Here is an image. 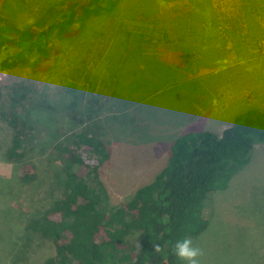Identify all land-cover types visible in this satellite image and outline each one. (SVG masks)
Wrapping results in <instances>:
<instances>
[{"label":"rangeland","instance_id":"1","mask_svg":"<svg viewBox=\"0 0 264 264\" xmlns=\"http://www.w3.org/2000/svg\"><path fill=\"white\" fill-rule=\"evenodd\" d=\"M63 1L0 0V15L20 28L35 26L45 14L57 16ZM58 44L60 53L39 78L31 79L29 62L0 69V109L14 105L22 113L27 99L58 95L73 78L86 84L89 74L87 82L100 91H94L98 100L83 111L98 119L86 124L110 152L100 168L107 209L151 180L167 162L179 134L202 129L220 133L244 109L264 111V0H117L113 12L88 19L79 35ZM150 59L151 68L142 69ZM163 62L198 86L171 89L174 75L162 68ZM137 75H165L169 86L156 97L150 86L143 94L133 89L129 93L125 87ZM28 79L26 87H13ZM116 79H121L119 85ZM55 106L59 121L49 123L52 129L69 134L85 126L69 118L62 124L61 102ZM37 129L40 137L30 142L37 141V146L27 144L24 156V162L35 166L34 178L19 188L17 201L3 205L12 190L0 193L5 211L0 215V264H35L51 252L48 240L25 225L60 194L62 160L54 145L63 137L45 142L44 129ZM25 130L27 135L35 132ZM12 134L0 118V177L12 176L15 169L6 157ZM203 214L213 230L192 240L200 250L197 264H264V143L253 146L248 164L225 190L209 194ZM128 237L138 244L137 233Z\"/></svg>","mask_w":264,"mask_h":264},{"label":"trees","instance_id":"2","mask_svg":"<svg viewBox=\"0 0 264 264\" xmlns=\"http://www.w3.org/2000/svg\"><path fill=\"white\" fill-rule=\"evenodd\" d=\"M116 6L117 0H64L57 16L45 14L35 26L21 28L0 15V69L29 62L31 79L39 78L48 72L53 58L60 53L59 42L76 37L88 19L109 14ZM10 48L12 53H4ZM151 61H144L142 69L145 66L150 69ZM162 68L174 75L171 89L188 90V84L198 86L181 79L178 68L165 62ZM88 78L89 74L87 81ZM31 79L13 87H26ZM87 81L80 83L73 78L66 81L58 95L44 93V98L40 95L27 99L22 113L14 105L0 109L1 120L13 130L6 157L15 168L12 176L0 177V193L12 190V197L1 204H10V199L17 201L19 188L34 178L35 166L24 162V156L27 144L40 137L37 127L42 128L48 137L43 136L45 142L63 137L54 145L62 160V176L59 196L25 225L51 246L50 255L35 264H186L175 255V242L193 240L213 230L211 221L203 214L204 202L209 194L225 190L236 173L248 164L253 146L264 143V111L246 108L220 133L202 129L179 134L170 146L167 162L151 180L137 187L119 205L107 209L104 203L108 194L100 168L110 152L86 124L98 123L97 118L84 111L87 103L98 100L94 91H100ZM115 81L119 85L121 79ZM169 82L165 75L156 79L137 75L125 88L143 94V89L150 86V94L156 97L166 90ZM113 93L121 95L122 91ZM56 101L63 108L62 124L66 125L69 118L85 126L69 134L66 129H52L49 123L59 121ZM25 128L35 132L27 135ZM36 143L30 145L34 147ZM2 208L0 215L5 212ZM133 232L138 235L137 245L129 241Z\"/></svg>","mask_w":264,"mask_h":264},{"label":"clouds","instance_id":"3","mask_svg":"<svg viewBox=\"0 0 264 264\" xmlns=\"http://www.w3.org/2000/svg\"><path fill=\"white\" fill-rule=\"evenodd\" d=\"M156 250L159 251L158 246ZM174 253L180 259L187 261L188 264H197V257L200 255V250L193 246L190 238H185L175 242Z\"/></svg>","mask_w":264,"mask_h":264}]
</instances>
